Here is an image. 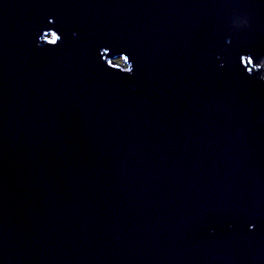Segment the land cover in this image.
Masks as SVG:
<instances>
[{
	"label": "water",
	"instance_id": "water-1",
	"mask_svg": "<svg viewBox=\"0 0 264 264\" xmlns=\"http://www.w3.org/2000/svg\"><path fill=\"white\" fill-rule=\"evenodd\" d=\"M246 53L264 0H0V264H264Z\"/></svg>",
	"mask_w": 264,
	"mask_h": 264
},
{
	"label": "clouds",
	"instance_id": "clouds-1",
	"mask_svg": "<svg viewBox=\"0 0 264 264\" xmlns=\"http://www.w3.org/2000/svg\"><path fill=\"white\" fill-rule=\"evenodd\" d=\"M50 22H54L53 20H50ZM51 33L52 39L50 41H46L45 40V36ZM75 35V33H74ZM63 39L62 35L60 32H58L55 29H47L43 31V34L39 36L38 38V46H43L46 42L47 45L50 46H57L59 44V42H61V40ZM110 49L108 47H105L102 49V54L104 56V59L107 61V65L111 67V69L113 70H118L120 71L122 74H126V75H132L135 72V63L132 60L131 56L127 53H122L119 56H115L112 58H109V53H110ZM251 54H243L241 56V61H242V65L244 68H246L247 74L248 75H255L256 72H261L262 69H264V63L261 64H254L253 66H250L249 63L247 61L244 60L245 56H250ZM255 58H253L254 60ZM127 63V67L126 68H122L121 64ZM260 81L264 82V75H259V77H257ZM254 227V225L252 226Z\"/></svg>",
	"mask_w": 264,
	"mask_h": 264
}]
</instances>
